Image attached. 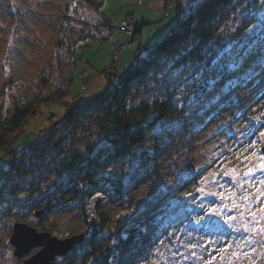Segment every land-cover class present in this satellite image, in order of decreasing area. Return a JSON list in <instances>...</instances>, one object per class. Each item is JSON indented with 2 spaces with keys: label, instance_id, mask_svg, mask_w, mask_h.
<instances>
[{
  "label": "rangeland",
  "instance_id": "1",
  "mask_svg": "<svg viewBox=\"0 0 264 264\" xmlns=\"http://www.w3.org/2000/svg\"><path fill=\"white\" fill-rule=\"evenodd\" d=\"M182 1L188 11L199 0ZM100 11L114 25L110 37L84 39L76 47L79 57L74 52L77 40L108 33L100 12L85 1L0 0V84L10 81L5 94L0 95L4 109H10L16 102L48 97L50 101L40 108L41 113L34 121L38 128L44 121L43 126L47 125L48 112L54 120L58 119L66 103L102 90L106 86V74L101 71L114 59L121 56L123 65L133 58L136 46L143 41L141 37L131 41L124 55L123 51L118 57L113 55L116 43L126 46L129 36L119 29L121 21L131 14L146 15L148 18L144 21L148 23L143 28L144 41L148 43L161 39L178 18L175 5L164 6L163 0H141L140 4L137 0H105ZM263 17L264 0L245 1L231 9L220 28V37L213 43L216 52L220 54L228 49L236 32L259 29ZM72 75L69 93L62 99H54L58 89L67 87ZM245 75L248 81L226 94L220 115L212 109L205 111L207 116L198 120L195 131L184 134L181 130L190 110L164 121L165 126L157 133L161 149L144 168L139 180L130 179L140 169L139 157L111 164L113 169H125L128 186L122 195L114 196L106 204L108 198L101 196L92 213L87 210L89 198L81 204L75 200L65 204L63 196L50 193L62 178L54 174L51 163L47 165L48 156L37 157L44 164L41 174L30 171L17 193L0 202V264H21L41 248L36 246L23 256L16 255L10 242L15 222H25L38 230L47 229L59 238L80 232L88 235L91 227L88 222L95 220L98 224V210L102 209L109 222L98 239L99 246L114 242L129 227L140 226L147 216L159 220L164 214L180 212V199L189 209L188 218L163 227L161 234L146 248L147 254L136 256L132 264H264V213L260 211L264 207V168H261L264 164L261 149L264 144V52L260 59L246 65ZM87 76L92 81L86 88L83 78ZM175 77L171 82L170 77L165 78L164 84H170L174 91H182L191 79V72L184 73L183 83ZM152 85L150 82L148 88ZM139 96L151 98L142 91ZM95 120V116L87 118L66 130L69 151L87 155L91 148L94 147V154L105 146L97 137ZM26 140L20 143L26 144ZM149 143L146 146L152 153ZM189 173L191 176L187 179ZM165 186L167 192L153 204V195ZM48 201L54 205L53 210L40 221L34 211L38 203L45 205ZM80 247L86 249L87 241ZM86 255L58 256L55 264H69V260H72L70 264H83ZM109 259V264L115 263L114 255Z\"/></svg>",
  "mask_w": 264,
  "mask_h": 264
},
{
  "label": "trees",
  "instance_id": "2",
  "mask_svg": "<svg viewBox=\"0 0 264 264\" xmlns=\"http://www.w3.org/2000/svg\"><path fill=\"white\" fill-rule=\"evenodd\" d=\"M83 1L100 12L102 25L108 33L102 36L87 35L77 40L74 52L79 57L81 54L76 50L78 43L88 37L99 40L109 38L114 27L110 18L100 11L105 0ZM245 1L249 0H199L186 11L182 0H163L164 6L174 4L178 13L177 21L166 30L164 36L145 43L143 27L147 23L142 21L138 24L131 38L133 41L141 37L143 41L136 46L133 58L126 64L121 65V62L103 69L101 72L106 74V86L92 96L77 97L66 103L61 117L51 120L41 129L36 145L31 144L35 139L31 131L37 127L34 121L41 113L40 108L50 98L41 96L22 103L16 102L10 109H4V103L1 102L0 202L17 193L22 180L30 171L35 170L41 174L44 164L37 160L41 156L49 157L47 165L51 163L54 174L62 178L50 193L63 196V203L75 200L81 204L83 200L77 194L75 181L68 173H75L82 179L87 195L94 189H100L113 199L123 194L129 180L126 181L123 167L113 169L110 165L139 157L140 169L130 178L132 182L139 180L144 174V168L153 162L161 149L157 133L159 128L165 126L164 121H171L190 110L191 114L181 127L184 134H189L198 127V120L207 116L205 111L212 109V112L220 115L226 94L248 81L246 65L251 60L260 59L264 52V17L260 20L261 27L256 31L236 32L232 37V45L220 54L213 47L221 35L220 28L225 25L230 10ZM122 44L116 43L115 46ZM187 71L191 72V79L184 87L186 90L174 91L170 84L165 86V78L170 77L171 82L172 77L176 76L175 79L180 78L182 82ZM9 82L5 80L0 84V95L5 94ZM72 82L73 75L69 77L67 87L57 90L54 99H62L67 95ZM150 82L153 85L148 88ZM141 91L148 93L151 98L142 99L139 96ZM93 116L96 117L97 137L105 142V146L92 154L93 147L87 155L69 151L66 130ZM25 139L26 144L20 143H25ZM147 143L152 153L148 151L150 148L146 146ZM56 159L58 166L55 164ZM190 176L191 173L186 178ZM183 181L184 184L186 179ZM166 192V186L159 188L153 195V204ZM182 201L180 199L178 203L180 212L164 214L159 220L147 216L140 226L129 227L114 242L100 243L98 246V239L109 222L107 213L100 209L99 223L88 222L91 224L90 233L85 234L84 238L88 247H80L81 243L64 256L76 257L87 253L83 264H109V257L114 255V264H132L136 256L147 254L146 248L161 234L163 227L188 218L189 209ZM53 207L50 201L45 205L38 203L36 210L45 209L39 220H44Z\"/></svg>",
  "mask_w": 264,
  "mask_h": 264
},
{
  "label": "water",
  "instance_id": "3",
  "mask_svg": "<svg viewBox=\"0 0 264 264\" xmlns=\"http://www.w3.org/2000/svg\"><path fill=\"white\" fill-rule=\"evenodd\" d=\"M44 212L45 209H37L34 215L39 217ZM83 239V232L59 238L47 230H38L25 222H15L10 235V242L15 246L14 253L18 256H23L32 248L41 246L39 251L26 258L21 264H54L56 257L75 250Z\"/></svg>",
  "mask_w": 264,
  "mask_h": 264
},
{
  "label": "built area",
  "instance_id": "4",
  "mask_svg": "<svg viewBox=\"0 0 264 264\" xmlns=\"http://www.w3.org/2000/svg\"><path fill=\"white\" fill-rule=\"evenodd\" d=\"M137 24V21L136 20H133V21H124L121 25V28L126 30L129 34H132L133 30H134V27L135 25ZM87 82H89V80H86L84 82V84H86ZM47 116L49 117L50 114H47ZM39 130L40 128H36L33 132L35 133V135L37 136L38 133H39Z\"/></svg>",
  "mask_w": 264,
  "mask_h": 264
},
{
  "label": "bare ground",
  "instance_id": "5",
  "mask_svg": "<svg viewBox=\"0 0 264 264\" xmlns=\"http://www.w3.org/2000/svg\"><path fill=\"white\" fill-rule=\"evenodd\" d=\"M99 196H95L94 198L90 199L87 201V210L89 211V213H92L95 209V205H97V203L99 202Z\"/></svg>",
  "mask_w": 264,
  "mask_h": 264
},
{
  "label": "crops",
  "instance_id": "6",
  "mask_svg": "<svg viewBox=\"0 0 264 264\" xmlns=\"http://www.w3.org/2000/svg\"><path fill=\"white\" fill-rule=\"evenodd\" d=\"M137 17L140 18L141 20H145V19L148 18L146 15L141 14V13H138V14H137ZM146 21H147V20H146ZM125 56H126V55H125ZM125 56H124V57H125ZM124 57H123V59H124ZM122 61H123V60H122ZM108 66H111V64L108 65ZM108 66H107V67H108Z\"/></svg>",
  "mask_w": 264,
  "mask_h": 264
},
{
  "label": "snow or ice",
  "instance_id": "7",
  "mask_svg": "<svg viewBox=\"0 0 264 264\" xmlns=\"http://www.w3.org/2000/svg\"><path fill=\"white\" fill-rule=\"evenodd\" d=\"M261 168H264V164L261 165ZM260 211H261L262 213H264V207H262V208L260 209ZM253 215H255V214L253 213Z\"/></svg>",
  "mask_w": 264,
  "mask_h": 264
}]
</instances>
